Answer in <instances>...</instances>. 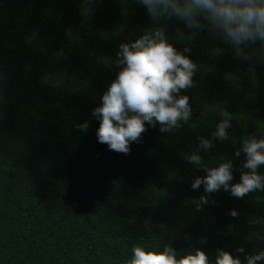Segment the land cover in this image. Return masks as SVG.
Here are the masks:
<instances>
[{
  "label": "trees",
  "instance_id": "1",
  "mask_svg": "<svg viewBox=\"0 0 264 264\" xmlns=\"http://www.w3.org/2000/svg\"><path fill=\"white\" fill-rule=\"evenodd\" d=\"M156 26L197 64L181 90L190 120L164 133L146 125L127 154L111 151L91 110L119 70L118 45ZM225 110L229 137L200 154L233 159L236 181L241 137L264 133V62L237 60L204 30L189 37L175 19L154 23L136 0H0V264H125L133 245L255 251L264 191L192 203L205 173L184 157Z\"/></svg>",
  "mask_w": 264,
  "mask_h": 264
},
{
  "label": "clouds",
  "instance_id": "2",
  "mask_svg": "<svg viewBox=\"0 0 264 264\" xmlns=\"http://www.w3.org/2000/svg\"><path fill=\"white\" fill-rule=\"evenodd\" d=\"M155 23L163 17L183 23L189 37L204 30L219 38L241 62H264V0H136ZM190 48L176 49L162 27L142 32L134 40L121 42L115 63L119 70L91 110L97 121L98 143L111 151L127 154L131 143H139L148 127H158L162 133L175 131L191 117L189 97L181 90L193 86L197 64L188 55ZM209 137L198 136L197 147L185 155V160L203 169L190 184L193 190L202 185V194L192 203L199 210L209 204V194L218 190L231 197L242 198L249 193L264 191V133L242 136L240 147L233 153H243L238 180L233 181V159L218 157L214 163L202 160L213 140L229 137L233 116L222 111ZM86 131L88 121L77 125ZM236 209L228 215L237 216ZM259 223V220L253 221ZM259 247L244 253L243 247L230 252L217 248L213 255L200 248L178 255L165 245H133L125 264H264V231L254 233ZM239 253H244L241 259Z\"/></svg>",
  "mask_w": 264,
  "mask_h": 264
}]
</instances>
